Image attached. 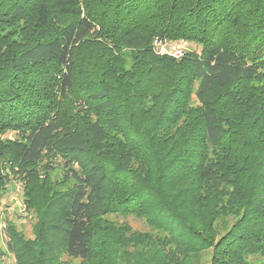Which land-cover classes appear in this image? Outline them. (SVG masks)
<instances>
[{
    "label": "trees",
    "instance_id": "16d2710c",
    "mask_svg": "<svg viewBox=\"0 0 264 264\" xmlns=\"http://www.w3.org/2000/svg\"><path fill=\"white\" fill-rule=\"evenodd\" d=\"M51 156L64 179L25 191L15 264H256L264 0H0V172L36 182Z\"/></svg>",
    "mask_w": 264,
    "mask_h": 264
},
{
    "label": "rangeland",
    "instance_id": "374dc122",
    "mask_svg": "<svg viewBox=\"0 0 264 264\" xmlns=\"http://www.w3.org/2000/svg\"><path fill=\"white\" fill-rule=\"evenodd\" d=\"M166 45L167 47L165 49L167 52L182 50L183 55L189 53L199 54L200 52V47L198 45L187 41H166ZM2 138L12 140L13 134H5ZM62 164L63 160L60 158L53 156L44 158L34 167L37 173V180L36 182L31 181V183L28 177V171L31 167H28L29 169L27 171L24 170L21 173L16 170H14V173H10L7 167L1 166L2 169L0 173L5 177L6 184L3 194H0V264H15L13 255L6 250V243L9 240L7 234L9 226L21 232L25 239L29 241L33 240L32 229L34 224V213L25 202V191L30 185L34 186L35 183L38 184L40 181H45L46 178H48L50 182L56 180L62 181L64 179L62 178ZM50 168L52 171L48 170V173L45 174L44 170ZM124 221L130 226L132 231H150V228H148L142 220L129 217ZM254 261H256V264H264V258L261 257H257ZM72 264H78V262L73 261Z\"/></svg>",
    "mask_w": 264,
    "mask_h": 264
},
{
    "label": "built area",
    "instance_id": "2783aa9c",
    "mask_svg": "<svg viewBox=\"0 0 264 264\" xmlns=\"http://www.w3.org/2000/svg\"><path fill=\"white\" fill-rule=\"evenodd\" d=\"M182 44H184V43H182ZM153 47H154V50L156 49L155 51L158 54H161V55H167V56L173 57V58H180V57L183 56L182 50H175V51H172V52H167L166 49H165L167 47L165 40L160 42V40L155 39L153 41ZM177 47H181V46H177Z\"/></svg>",
    "mask_w": 264,
    "mask_h": 264
}]
</instances>
